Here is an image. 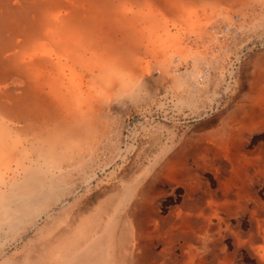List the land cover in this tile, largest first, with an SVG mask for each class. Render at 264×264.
<instances>
[{"label":"bare ground","instance_id":"6f19581e","mask_svg":"<svg viewBox=\"0 0 264 264\" xmlns=\"http://www.w3.org/2000/svg\"><path fill=\"white\" fill-rule=\"evenodd\" d=\"M250 1L0 0V264H130L127 252L140 237L136 218L148 174L106 189L92 184L98 177L96 147L108 144L100 116L116 105L153 99L154 88L149 90L144 77L149 71L171 75L168 57L152 69L143 62L157 58L143 42L141 25L152 18L148 8L177 25L193 17L191 7L219 12L229 4L231 17L233 7ZM254 2L264 11V0ZM260 20L261 31L241 46L238 60L264 44ZM235 22L222 31L212 27L216 43L233 38ZM148 25L155 32V24ZM192 52L181 50L177 61L193 55V79L208 64L200 51ZM259 56L250 70L255 77L249 84L257 92L249 98V111L262 117L264 53ZM245 115L239 107L230 122H242ZM130 149L117 148L113 163Z\"/></svg>","mask_w":264,"mask_h":264},{"label":"rangeland","instance_id":"374dc122","mask_svg":"<svg viewBox=\"0 0 264 264\" xmlns=\"http://www.w3.org/2000/svg\"><path fill=\"white\" fill-rule=\"evenodd\" d=\"M254 1L237 4L231 17L229 4L219 12L191 7L193 17L177 25L148 8V24L157 29L142 24L143 42L157 58L143 62L152 69L168 57L174 63L168 67L171 75L158 68L149 71L144 77L149 90L154 88L153 99L116 105L100 116L108 144L96 147L98 177L92 184V189L97 183L106 189L148 174L136 218L140 237L136 249L127 252L130 264H264V116L249 111V98L257 92L249 84L255 77L250 70L264 44L238 60L241 46L262 28L264 11ZM231 19L237 32L216 43L212 27L222 31ZM181 50L200 51L206 71L192 79L193 55L177 61ZM172 68H177L175 75ZM236 107L246 111L242 122H230ZM131 146L134 150L113 163L117 148ZM158 159L159 167L152 170ZM161 166L164 171L158 173Z\"/></svg>","mask_w":264,"mask_h":264}]
</instances>
